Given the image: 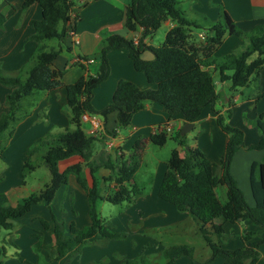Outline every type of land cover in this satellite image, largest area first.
Listing matches in <instances>:
<instances>
[{
  "label": "trees",
  "instance_id": "16d2710c",
  "mask_svg": "<svg viewBox=\"0 0 264 264\" xmlns=\"http://www.w3.org/2000/svg\"><path fill=\"white\" fill-rule=\"evenodd\" d=\"M22 1L24 8L37 3L41 10V19L31 21L34 32L30 39L37 43V48L25 69L23 79L6 76L0 67V83L13 87L5 100L8 111L0 116V146L2 136L6 134L9 138L13 132L22 99L36 92H47L64 85V71L54 67V60L63 46L64 38L70 32H75L79 21L72 0ZM180 4L181 0H131L125 8L124 26L130 32L141 28L138 40L135 42L119 34L105 36L98 53L99 65L94 75L89 74L87 68L90 58L81 55L76 57L75 64L85 73L77 81L65 85L70 123L74 128H64L51 138L37 140L28 148L27 159L21 167L22 184L25 183L26 173L36 168L31 156L42 149V160L49 170L50 180L42 190L30 194L15 205H10L7 195L0 193V229L12 230L14 220L28 213L40 202H45L49 207L58 189L67 183L69 176H73L87 195L90 222L82 228H76L71 222L65 230L52 215L54 228L50 246L55 250L54 258L59 259L77 250L92 237H121L122 233L106 227L98 213L97 204L100 200L113 204L131 202L138 195L131 182L140 165V155L133 151L128 159L117 163L105 151L94 154L93 143L98 137L87 135L81 129L82 117L86 114L100 116L105 133L113 135V131L107 130L105 126V120L110 114H115L118 126L126 127L131 123L134 113L143 109L147 102H154L169 115L180 114L184 123L191 124L200 116L204 107L212 106L217 99L210 65L219 66L220 70H233L230 77L232 90L258 79L264 65L263 25H256L252 31L243 32L224 9L218 20L213 22L200 14L197 15L198 19L190 20L185 16ZM5 20L6 16L0 13V26ZM166 20L172 21L173 25L165 33L163 42L158 45L145 44L143 39L150 37ZM192 28H204L205 31L201 32L204 39L197 40ZM226 35L239 36L247 41V44L239 53L227 55L218 63L212 55ZM53 39L57 40L58 46L48 49L46 41ZM120 48L127 50L135 70L143 73L147 81L155 87L141 89L132 81L120 79L110 103L102 109H95L92 106L93 91L110 74L107 54ZM145 51L152 54V59L142 58ZM253 54H256L255 58L249 60ZM216 114L217 124L229 136L220 164H212L197 147L183 149V155L178 149H172L157 193L162 201L174 206L178 211L187 212L196 221L198 231L211 254L201 263L193 258L192 248L182 244L172 245L160 252L164 258L162 264H176V259L180 256L188 257L194 264H206L216 256L223 258V264H256L259 259L258 248L264 244V239L252 240L256 232L247 231L242 234L243 245L235 249H224L214 239V236L223 234L225 224L238 221H250L264 234V162L253 161L250 164L249 188L254 202L250 207L229 172L235 153L243 146V132L239 128L224 124L222 116ZM255 124L262 136L257 144L249 146L248 149L261 150L264 149V113L257 117ZM182 138H179L178 143L186 146ZM167 139L164 131L150 136V141L158 147L163 146ZM74 151L81 154L83 162L59 171L57 160ZM84 166L89 169L91 186H88L82 177ZM100 167L107 168L115 182V191L107 196L100 194L94 177V172ZM213 167L217 172H213ZM2 179L0 175V181ZM219 186L226 190L225 200L219 198ZM41 224L44 228L47 227L44 220H41ZM37 245L38 243H35V246ZM119 264L152 263L144 255H140L132 259L120 258Z\"/></svg>",
  "mask_w": 264,
  "mask_h": 264
},
{
  "label": "crops",
  "instance_id": "0c3cea01",
  "mask_svg": "<svg viewBox=\"0 0 264 264\" xmlns=\"http://www.w3.org/2000/svg\"><path fill=\"white\" fill-rule=\"evenodd\" d=\"M130 1L79 0L80 7H75L74 9V12L79 17V21L75 26V32L72 35H66L63 46L54 60V67L64 71V85L47 92H36L21 100V109L18 113V118L14 122L11 136L9 138L6 137V134L2 136V145L0 146L1 160H5L8 155L7 153L11 154L15 150L18 151L22 167L23 162L27 159L28 148L37 140L51 138L64 128H74L70 123V109L66 100L65 85L77 81L85 73L75 64L76 57L81 55L90 58L87 68L89 74L94 75L99 65L98 53L105 36L119 34L135 42L138 40L141 36V28L130 32L124 26L125 8ZM189 1L193 3L194 0ZM217 2L222 5V8L241 31L250 32L259 24L264 26V0H217ZM204 4L207 5L209 11L212 10L209 7L211 6L209 1L203 3L201 8L204 7ZM0 13L6 16L5 22L0 26V67L6 76L21 78L25 75V69L36 53L37 43L30 39V36L34 32L31 21L41 19V10L37 3L24 8L22 0H0ZM198 14L204 16L203 11L197 10L196 16ZM164 23L168 25V28L173 25V22L170 20H166ZM124 30L128 31L127 35L126 32L124 33ZM200 33L198 32L195 35H199ZM143 41L145 44H152L149 37L144 38ZM246 44L247 41L239 36L226 35L212 57L219 63L225 56L239 53ZM225 45H227L226 48L221 50ZM262 55L264 56V46L262 48ZM255 56L256 54H253L249 60L255 58ZM152 57L149 51H145L142 54V58L147 60L152 59ZM107 59L110 66V74L93 91L92 106L95 109H102L110 103L120 79L132 81L141 89L155 87L154 84L147 81L143 73L135 70L126 49L120 48L108 52ZM209 67L212 70L217 99L212 106L208 105L204 107L200 116L191 124L184 123L183 117L180 114L169 115L160 105L154 102H147L143 109L134 113L131 123L126 127L122 128L118 126L115 121V114H110L106 118L105 126L107 130H112L114 134L110 138V141L98 138L97 141L100 142L101 148L96 147L93 143L94 154L105 151L117 163L128 159L133 151H137L140 155V165L131 182L138 191V195L132 200L133 206L136 209L131 213L126 211V217L123 214L122 217H118L119 221L113 219L114 229L125 232V239L122 242L109 241L105 244L107 245L106 249H112L113 244L119 243L117 247H119L120 253L124 258L131 259L138 256L141 251L148 254L160 253L164 248L162 244L163 239H171L176 235L186 234L187 230H191L190 234L193 235L199 233L196 221L187 212L178 211L174 206L162 201L157 193L167 169V160L172 149H178L180 154L183 155V149L197 147L212 164H220L229 136L217 124L216 113L222 116L224 124L239 128L243 132V146L235 153L229 172L233 163L241 156L248 158V170H250V164L253 161L264 162V149H248L249 146L257 144L262 136L255 121L260 114L264 113V65L256 81L233 90L231 89L230 81L233 73L231 68L220 70L219 66L210 65ZM12 88L0 83V116L8 111L5 100ZM96 116L102 119L100 116ZM91 118L92 115L86 114L81 119V129L87 135H89L88 131L91 127ZM251 118L254 121L256 130L246 127L247 120ZM160 128H166L164 132L167 138L174 139L178 147L169 150L164 164L160 163V161L158 163L146 162V154L154 150L150 136L159 132ZM180 137H183L182 139L186 143V146L179 145L178 141ZM107 142L111 143V147L107 146ZM250 151H257L258 154H249ZM82 162L81 154L78 151H74L57 160L56 165L59 171H63L68 166ZM142 169L149 171L148 181L141 178L137 179V175ZM213 172H217L215 167H213ZM81 174L85 183L91 186L92 178L88 167L84 166ZM110 176V171L105 167H100L94 172V177L102 196L112 194L116 189L114 179L112 176L110 178ZM247 180L249 188V174ZM148 182H151V186L147 191L149 187L147 185ZM126 185L128 186L129 184ZM100 186L104 187V194L101 193ZM220 187L223 188L222 199L225 200L226 190L224 187ZM62 190L61 201L64 202V206H68L69 210L62 217L60 215L57 217L52 214L51 207H53L54 200L59 195L58 193ZM41 203H44L47 212L44 211L32 215L31 213ZM88 210L89 204L85 191L73 176H69L67 183L58 189L49 207L45 202H40L34 205L28 213L16 218V221L21 219L18 221H21L22 225L18 229L15 228L14 220V232L9 233V235L7 234V238L11 240V236H14L12 244L14 240L18 243L19 240L31 237H35L37 241H41L40 238H42V243H38L36 249L46 248L53 241L52 231L54 224L52 215L58 222H62L65 230H67L71 222L74 223L76 228H82L90 222ZM41 220L47 223L46 228L42 226ZM244 223H250L253 227L251 229L257 228L260 230L259 227L253 225L250 221H244ZM227 225L232 224L228 223L224 225L223 234L226 233ZM153 231H159L157 233L158 236H154ZM243 232L244 229L241 228L238 234L241 235ZM93 239H99V237H92L86 243H89ZM233 241L235 240H228V244H233ZM35 243L32 244L29 252L34 262L31 264H37L38 260V255L34 248ZM125 244L127 246L123 247ZM50 248L52 249V255L55 256L54 248L51 246ZM89 248L91 247L78 248L59 259H49L47 257L43 264H63L67 259L68 264H90V262L96 263V260L99 261L102 255L109 254V252H104L103 254L100 252L97 253V256L94 254L96 257L88 255L81 260L86 252H90ZM38 252L46 255L44 250ZM75 252L80 253V255H76L71 261L70 256ZM4 253H6L5 250ZM205 258L203 261L198 262H204ZM261 260H264V253ZM261 260L258 259L256 264L262 263L260 262ZM106 261L105 264H119V260L112 258ZM223 263V258L216 256L206 264ZM10 264L18 263L11 259ZM19 264H27V261L20 262ZM176 264L194 263L185 256H180L176 259Z\"/></svg>",
  "mask_w": 264,
  "mask_h": 264
},
{
  "label": "rangeland",
  "instance_id": "374dc122",
  "mask_svg": "<svg viewBox=\"0 0 264 264\" xmlns=\"http://www.w3.org/2000/svg\"><path fill=\"white\" fill-rule=\"evenodd\" d=\"M207 1L211 3V6H209L212 9L211 11L208 10V7L206 4H204V7L201 8V5L203 3H206ZM72 2L74 4L73 5L74 9L75 7H80L79 0H72ZM180 5L185 12V16L190 20L198 19L196 16V11L198 10V11H203L205 18L208 21L213 22L219 17L223 9L222 5L219 2H217V0H194L193 3L190 2L189 0H181ZM168 29H169L168 25H166L163 22L161 26L149 37L151 39V43L153 45H158L162 43L164 40L165 33L167 32ZM204 31H205L204 28L203 29L192 28L194 37L197 40H200V38L198 37V35H195V34H197L198 32H204ZM125 32L127 35L128 31L124 30V33ZM46 45L48 49H50L51 47L56 48L58 46V42L57 40L53 39V40L46 41ZM226 46L227 45H225L221 50L226 48ZM24 76L25 75H23L21 78L23 79ZM245 95H246V92H245ZM246 127L248 129L254 128V130H256L254 121L252 118L247 120ZM94 144L96 147L101 148V144L97 140L94 141ZM152 146L154 150L153 152H149L146 154L145 161L152 162V163L154 162L158 163L160 161V163L164 164L165 157L168 156L169 150L174 147H178V144L174 141V139L168 138L166 143L163 146L158 147L154 144ZM43 153L44 151L42 149L36 152L33 156H31L32 163L36 166V168L33 171L26 173V176L24 178L25 180L24 185L22 184L23 179L20 175L21 161H20V156L18 155V151L14 150L11 154L7 153L8 155L5 160L0 159V175L3 177L2 181H0V193H4L5 195H7L10 205H15L17 202L21 201L25 197H28L30 194L39 192L40 190L44 188L45 184L49 182L50 173H49L48 168L43 163V160H42ZM249 154H258V153L257 151H250ZM248 162H249L248 158H244L242 156L236 159L235 163H233L230 173L232 174L231 176L235 179L238 187L241 189L246 203L248 204V206L251 207L253 206L254 202H253L251 194L249 193V188H248V180H247V177L249 174ZM149 175L150 174L147 169H142L138 173L137 179L141 178L145 181H148ZM147 185L149 186L147 188V191H148L150 189L151 182H148ZM222 189L223 188H221L220 186L217 188L218 195L221 200H223L222 199ZM100 190L102 191L101 193L104 194L103 186H100ZM62 193H63V190L58 193L59 195L57 196V199L54 200L53 207H51L52 214L57 217L58 215L62 217V215L65 212H67V210H69L68 206H64L63 204L64 202L61 201L60 197ZM37 206L38 207H36V209H34V211L31 213L32 215H35V214H38L44 211L47 212V210H45L46 208L44 207L45 206L44 203H41V205H37ZM97 209H98V213L100 217L104 220L106 227L110 230L122 233V236L116 239H104L102 237H99V239H93V240H90L89 243L83 244L82 246H80V248L82 247L83 248L91 247V248H89L90 252H86L87 255L85 254L84 256H82V258L80 257L81 260L84 259L88 255L92 257H96L97 253H100V252H102V254L104 252H109V254H105V255L101 254L102 256L100 260L99 261L96 260V263L103 262V261H105L104 263H106L107 262L106 260L110 258L116 259V260H119L120 258H124L123 255L120 253L119 247H117V244L119 243L113 244L112 249L110 248L106 249L105 247L107 245L105 244H107L109 241L110 242L112 241L122 242L125 239V232L115 230L112 221L113 219H116V221H119L118 217H122L123 214L126 217V211H128L129 213L134 212L135 211L134 209L136 208H134L133 206V201L131 202L124 201L119 204H113L108 201H99L97 204ZM18 220H21V219H18ZM18 220L17 221L15 220V228L17 229L22 225L21 221H18ZM60 223L62 224V222ZM241 228L244 229L243 234L247 231L256 232V234L253 235V237L251 238L252 240L264 239L263 233H260L259 229L257 228L251 229L253 227L250 225V223H244V221H238L235 224L227 225L226 233L219 235L218 237L214 236V239L216 241H219L222 248L224 249H235L243 244V241L241 239L242 234L241 235L238 234ZM12 232H14L13 229L10 231L2 229V228L0 229V264H10L11 259H13L18 264L23 261H27V264L34 263L29 252L32 247V244L35 243L37 239L35 237L33 238L31 237L29 239L19 240L18 243L14 240V243L12 244L14 236H11L12 238L11 240L7 238V234L9 235V233H12ZM153 232H154V236H158L157 233L159 231H153ZM190 233H191V230H187L186 234L176 235L174 238H171V239L169 238L163 239L162 244L164 245V248L168 246H172V245H181V244L185 245L186 244V246L192 248L193 258L196 261H201V260L203 261V259L207 256H208L207 258H209L211 252L209 248L207 247L205 241L203 240L201 234L197 233V235H193ZM40 239L41 241L39 240L40 242L37 241L36 243H42V238ZM155 239L159 240L158 238H155ZM228 240H231V241L235 240V241H233L234 242L233 244H228ZM125 246H127V244H125L123 247ZM3 248L6 251V253H4ZM34 248L38 255V260L36 262L37 264H43L44 261H46L47 257L49 259H54V256L51 253L52 249L50 248V245L46 246V248H43V249L41 248L36 249V246ZM41 250H44V253L46 255H42L41 252L40 253L38 252ZM259 252H260L259 260H261L262 255L264 253V245L261 244L259 246ZM94 254L96 256H94ZM76 255L79 256L80 253L78 252L73 253L70 256V260L72 261L73 260L72 258L75 257ZM140 255H144L148 259V261L152 264H162L164 262V258L160 255V253L148 254V253H144L143 251H141L138 256ZM136 257H133V258H136ZM207 258H205V260ZM67 261H65L63 264H68L69 262L67 263ZM260 262H262L260 264H264V260H261Z\"/></svg>",
  "mask_w": 264,
  "mask_h": 264
},
{
  "label": "built area",
  "instance_id": "2783aa9c",
  "mask_svg": "<svg viewBox=\"0 0 264 264\" xmlns=\"http://www.w3.org/2000/svg\"><path fill=\"white\" fill-rule=\"evenodd\" d=\"M73 33L70 32L69 35H72ZM198 37L200 38V40L204 39V34L200 33L198 35ZM84 117V116H83ZM82 117V118H83ZM166 128H160V131H164ZM89 135L91 136H95L101 139H106L107 141H110V138L112 137V135H107L104 131V125H103V120L99 119L96 115H92L91 118V127L88 131ZM107 146L111 147V143L107 142Z\"/></svg>",
  "mask_w": 264,
  "mask_h": 264
}]
</instances>
